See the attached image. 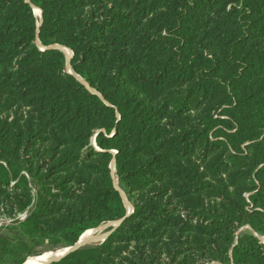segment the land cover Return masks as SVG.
Returning a JSON list of instances; mask_svg holds the SVG:
<instances>
[{"label": "trees", "instance_id": "16d2710c", "mask_svg": "<svg viewBox=\"0 0 264 264\" xmlns=\"http://www.w3.org/2000/svg\"><path fill=\"white\" fill-rule=\"evenodd\" d=\"M31 6L42 12L37 35ZM36 38L69 49L71 69L100 96L65 72L62 53L40 51ZM210 101L219 102L210 108L218 114L185 118L193 103ZM263 121L264 0H0V198L15 202L12 219L31 208L0 228V264H23L40 242L72 247L123 219L112 160L132 202L134 192L168 179L180 195L217 200L228 212L183 206L177 214L151 197L104 243L50 264H113L119 244L153 241L171 217L179 223L176 255L195 246L206 257L207 246L223 247L224 263L264 264L263 242L235 237L243 223L264 232ZM39 144L48 152L30 154ZM169 150L195 155L204 168L172 162ZM222 175L228 185L207 180ZM242 181L254 192L251 203L226 191ZM188 232L200 241L183 240Z\"/></svg>", "mask_w": 264, "mask_h": 264}, {"label": "rangeland", "instance_id": "374dc122", "mask_svg": "<svg viewBox=\"0 0 264 264\" xmlns=\"http://www.w3.org/2000/svg\"><path fill=\"white\" fill-rule=\"evenodd\" d=\"M26 2H29V0H26ZM32 11L34 6H31ZM38 9V8H37ZM40 18L39 20L36 19V35L38 33V29L41 26L42 23V12L40 9ZM158 39L160 40L157 44V46L154 49L153 56L158 58L161 56L164 51H163V44L164 40L162 39V35H157ZM36 46L40 51H45L49 50L47 48L49 47H43L39 40L36 38ZM204 44L206 46L207 52L209 54H213L216 51L217 45L216 42L214 41L212 35L210 32L206 33V36L204 38ZM60 48H64L62 46L58 45H53ZM51 47V46H50ZM67 49V48H66ZM51 50V49H50ZM69 50V49H68ZM70 51V50H69ZM71 52V51H70ZM72 54V52H71ZM70 54V56H71ZM65 59V67L68 65L71 69L69 59ZM73 57V56H72ZM72 60V59H71ZM71 62V61H70ZM64 67V68H65ZM72 70V69H71ZM66 71V70H65ZM73 72V70H72ZM74 73V72H73ZM73 75V74H72ZM75 76H77L79 79H81L82 83L91 93L96 94L100 96L98 93H96L95 90L90 88V86L78 75L74 73ZM86 84V85H85ZM148 99V98H145ZM150 103L152 101L150 100ZM219 104L218 101H210L206 105H196L193 103L191 110L185 115V118H194L195 116H201V114L206 113L209 111V113H215L218 114L215 109H210L214 105ZM18 114H21L24 120L25 113L23 111H18ZM211 113V114H212ZM5 115V114H4ZM8 118L7 120L11 121L14 118V114L11 112L8 115H6ZM187 116V117H186ZM24 121H21V125L23 124ZM264 123V121H263ZM161 129L165 127V123L161 122L160 123ZM264 128V126H263ZM92 144L94 145V139H92ZM170 151V150H169ZM48 152L47 146H43L42 144L37 145L31 150L30 154H38L40 157L41 155L45 154ZM170 157L171 161H180L183 164H192V165H198L201 169L204 168L203 165H200L198 162V158L194 155L191 157H183L181 156L178 152H172L170 151ZM113 155L116 154V152H112ZM114 167V173L112 172V168ZM110 170H111V177L113 181V185L115 189L119 192L127 216L126 218L130 217L135 210V205L137 203V206H143L145 205L149 198L152 197V201L158 203L160 206L165 205L171 208H174V211L176 210V213H182V207L183 206H188V207H195L197 209H202V210H210L212 212H217V214H227L228 210L217 200L213 199H207L204 196H182L180 195L177 191H175L173 182H171L168 179H164L159 183H151L148 186L144 187L141 191H136L132 194V198L134 199L133 202L129 199L127 194L124 191V187L120 183L117 174H116V169H115V161L112 160L110 163ZM71 173V172H70ZM68 174V173H67ZM207 180L209 183H211L214 186L220 187L221 185H228L230 183L229 178L227 175H222V178L219 177H207ZM258 184V183H257ZM226 191L228 194L232 197H237L239 195H242V197L245 198L247 203H251L250 201V196L254 193L253 191L249 190V185H247L246 181H242V183L237 186H228ZM15 202L14 201H9L6 202L4 199L0 198V228L3 226H11L14 224H11L12 222H22L28 215V213L31 211V208L28 209L26 212L23 214H18L16 215L15 219H12L13 212L16 210V206H14ZM249 210H261L260 208H253V205H249ZM124 216L123 219L111 223H106L102 224L99 227L93 229L96 230L98 228H101L100 230H96L94 234H92V237L95 238V242L87 245H83L84 247H91V246H97L102 243H104L110 235L116 231L121 224L124 222L126 219ZM179 223L175 221V217H171L167 220L166 223H164V228H161L158 231L157 238L154 239L151 242H145V243H140V244H132V243H121L119 246H117L115 251V255L112 257L113 264H201L200 261L198 260L199 258L202 260H206L203 264H230V262H223L220 261L225 258V255L221 252H223V247H220L219 252L210 250L209 246H207V252H206V257L201 256V250L198 249L199 247L193 246L191 251L189 252H180L179 255H176L175 253V248L172 246L173 239L175 236L174 228H178ZM85 234V233H84ZM83 234V235H84ZM102 234V235H101ZM82 235V237H83ZM105 235V236H104ZM243 235H249V236H254L256 237L260 242L264 243V232L263 233H256L254 232L247 223H243L240 225L236 232H235V237L243 236ZM104 236V238H102ZM81 237V238H82ZM97 238V239H96ZM182 239H189V243L191 242H199L200 239L195 237L192 234H184ZM78 243V242H77ZM76 243V244H77ZM81 247V246H78ZM82 248V247H81ZM63 249H69V247L66 246H55L52 244H49L48 242H40L39 244H36L34 246H31L32 250V256L28 257L27 259L31 258H37L38 256L46 255V254H51L52 252L63 250ZM68 250V251H69ZM67 251V252H68ZM66 252V253H67ZM65 253V254H66ZM64 254V255H65ZM230 254V252H229ZM63 255V256H64ZM62 256V257H63ZM177 256V257H176ZM26 259V261H27ZM60 259V258H59ZM153 259V260H151ZM25 261V262H26ZM24 262V263H25Z\"/></svg>", "mask_w": 264, "mask_h": 264}, {"label": "bare ground", "instance_id": "6f19581e", "mask_svg": "<svg viewBox=\"0 0 264 264\" xmlns=\"http://www.w3.org/2000/svg\"><path fill=\"white\" fill-rule=\"evenodd\" d=\"M33 12H34V15H35L36 19L39 20V18H40V11L37 8H34L33 9ZM60 51L64 54V56H65L66 59L69 58L71 52L68 49H66V48H60ZM65 70H66V72L74 75V73L72 72V70L70 69V67L68 65H66ZM75 77L81 83H84L77 76H75ZM111 168H112V172L114 173V167L112 166ZM100 229L101 228H98L96 230H100ZM96 230H89V231L85 232V234L78 241V243L76 244V246H83V245H87V244H91V243L95 242V238L92 237V234H94V232ZM104 236L102 238H104ZM68 250L69 249H63V250H59V251L52 252L51 254L49 253V254H46V255L38 256L37 258H34V259L29 258V259H27V261L24 264H48L50 262L56 261L59 258H61Z\"/></svg>", "mask_w": 264, "mask_h": 264}, {"label": "water", "instance_id": "95a60500", "mask_svg": "<svg viewBox=\"0 0 264 264\" xmlns=\"http://www.w3.org/2000/svg\"><path fill=\"white\" fill-rule=\"evenodd\" d=\"M47 49H51V50H57V51H59L60 53H62L61 51H60V49L58 48V47H56V46H51V47H49V48H47ZM63 54V53H62ZM63 56H64V54H63ZM72 56H73V54H71V56H70V59H69V63H70V61H71V59H72ZM65 57V56H64ZM66 72V71H65ZM67 74H69V75H71V76H73L81 85H83L74 75H72V74H70V73H68V72H66ZM84 86V85H83ZM85 87V86H84ZM86 88V87H85ZM87 89V88H86ZM88 90V89H87ZM89 91V90H88ZM90 92V91H89ZM127 216H125V218H126ZM81 247H83V246H81ZM81 247H78V246H76V244L74 245V246H72V247H69L70 248V250L63 256V257H65L66 255H68L69 253H72V252H74V251H76V250H78L79 248H81ZM63 257H61L60 259H58V260H56V261H53V262H57V261H59V260H61ZM53 262H50V263H53ZM50 263H48V264H50ZM24 264V263H23Z\"/></svg>", "mask_w": 264, "mask_h": 264}]
</instances>
